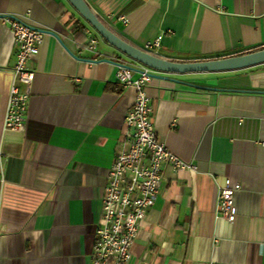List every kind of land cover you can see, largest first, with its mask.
Here are the masks:
<instances>
[{"label": "crops", "instance_id": "1", "mask_svg": "<svg viewBox=\"0 0 264 264\" xmlns=\"http://www.w3.org/2000/svg\"><path fill=\"white\" fill-rule=\"evenodd\" d=\"M130 44L174 62L264 48V0H86ZM68 0H0V264H91L107 176L136 90L110 46ZM43 30L26 130L5 127L17 47L8 18ZM86 31L89 33L87 34ZM161 36L160 46L146 44ZM93 50H86L90 38ZM153 79L160 141L194 169L165 165L161 191L128 264H264V64ZM23 87V86H22ZM239 183L236 220L217 219L218 191Z\"/></svg>", "mask_w": 264, "mask_h": 264}, {"label": "built area", "instance_id": "2", "mask_svg": "<svg viewBox=\"0 0 264 264\" xmlns=\"http://www.w3.org/2000/svg\"><path fill=\"white\" fill-rule=\"evenodd\" d=\"M8 22L17 52L5 128L23 133L27 125L30 86L34 79V73L27 69L26 64L38 55L44 33L20 18L10 17ZM160 40L161 36L145 46L148 50L156 49ZM95 46L96 39L91 37L86 50H93ZM150 73L151 70L145 68L139 77H134L127 66H120L117 72L122 87L135 88L136 98L126 115L122 141L107 176L91 264H128L141 223L147 219L161 191L165 165L174 171L194 169L174 155L156 134L148 93L154 79ZM2 182L0 178V184ZM241 189L239 183L225 180L218 191L217 219H226L230 223L236 220L235 194Z\"/></svg>", "mask_w": 264, "mask_h": 264}, {"label": "water", "instance_id": "3", "mask_svg": "<svg viewBox=\"0 0 264 264\" xmlns=\"http://www.w3.org/2000/svg\"><path fill=\"white\" fill-rule=\"evenodd\" d=\"M72 7L80 14L81 17L106 41L110 46L114 47L128 58L145 66L152 73L150 75L154 79L167 80L172 83L192 87L193 89H203L210 91H231V92H254L261 93L262 91H246L234 89H220L209 87L199 84L186 82L172 76L185 75L194 73H218L238 71L258 65L264 64V48L253 52L230 56L226 58L195 61V62H174L152 53L140 49L126 40L122 39L119 35L107 27L100 18L95 15L94 11L88 5L86 0H68ZM132 71L136 69L127 66Z\"/></svg>", "mask_w": 264, "mask_h": 264}, {"label": "trees", "instance_id": "4", "mask_svg": "<svg viewBox=\"0 0 264 264\" xmlns=\"http://www.w3.org/2000/svg\"><path fill=\"white\" fill-rule=\"evenodd\" d=\"M102 21V20H101ZM103 22V21H102ZM104 23V22H103ZM105 24V23H104ZM106 25V24H105ZM107 26V25H106ZM108 27V26H107ZM263 49V48H262ZM260 50V49H259ZM256 51V50H255ZM253 52V51H252ZM245 54V53H244Z\"/></svg>", "mask_w": 264, "mask_h": 264}]
</instances>
